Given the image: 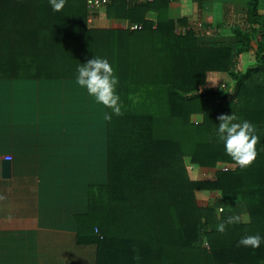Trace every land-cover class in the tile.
I'll return each instance as SVG.
<instances>
[{
    "label": "trees",
    "instance_id": "16d2710c",
    "mask_svg": "<svg viewBox=\"0 0 264 264\" xmlns=\"http://www.w3.org/2000/svg\"><path fill=\"white\" fill-rule=\"evenodd\" d=\"M259 1L246 3L250 32L233 28L228 37H202L192 30L175 32L186 20L168 19L170 0H152L131 11L125 0H110L108 16H125L131 25L142 26L139 31L89 27L86 0H66L60 12H53L48 0H0V78L23 75L30 65L38 80L75 81L77 66L92 57L108 59L119 78L122 115L105 121L103 112L110 110L102 109L99 122V181L90 183L92 169L77 174L85 178L86 199L74 218L76 239L94 247V264H264V243L257 249L238 246L242 236H264ZM122 10L127 15H120ZM153 10L155 25L144 18ZM13 32L19 33L15 42ZM17 41L20 68L14 71ZM252 43L255 64L241 72L240 59L253 50ZM208 73L220 74L219 89L206 88ZM226 114L248 120L260 136L257 157L246 168L225 154L215 135L217 117ZM91 127L96 124L86 121L85 128ZM186 161L214 180L192 179ZM223 164L234 168L218 170ZM197 191L218 192L220 202L199 206ZM222 203L231 206L222 209ZM245 215L249 222H243ZM231 216L242 222L218 232L217 224Z\"/></svg>",
    "mask_w": 264,
    "mask_h": 264
},
{
    "label": "crops",
    "instance_id": "0c3cea01",
    "mask_svg": "<svg viewBox=\"0 0 264 264\" xmlns=\"http://www.w3.org/2000/svg\"><path fill=\"white\" fill-rule=\"evenodd\" d=\"M125 2L127 11L147 4V0ZM246 3L170 0L167 16L176 22L185 19L178 26L199 36L228 37L233 28L251 31ZM258 11L264 15V0L259 1ZM111 13L108 16V7L100 9L91 28L127 30L129 20ZM119 13L127 15L123 10ZM144 18L155 25L158 13L146 11ZM15 38L19 40V33L13 32L12 41ZM252 48L240 59L241 72L255 64V43ZM12 62L14 71L19 70L18 41L13 44ZM24 72L0 78V264H94V247L77 241L74 218L83 212L86 199L85 178L78 171L92 169L90 183L99 181L102 106L75 81L38 80L32 77L30 65ZM221 83L219 73L207 74L206 88L216 89ZM86 121L96 128L86 129ZM5 157H11L9 178L2 175ZM207 177L195 180H214V175ZM199 195L206 199L204 206L221 198L213 191H197L196 198Z\"/></svg>",
    "mask_w": 264,
    "mask_h": 264
},
{
    "label": "clouds",
    "instance_id": "9594fccd",
    "mask_svg": "<svg viewBox=\"0 0 264 264\" xmlns=\"http://www.w3.org/2000/svg\"><path fill=\"white\" fill-rule=\"evenodd\" d=\"M66 0H48L53 12H60L65 6ZM76 85L85 90L87 95L93 98L102 109L110 110L103 112L105 121H110L112 116L122 115V104L117 92L119 78L115 70L103 57H92L76 68ZM219 123L215 128V135L218 142L222 144L225 154L240 167L246 168L252 164L257 157L256 145L260 136L256 135V126L248 120H238L235 115L226 114L217 117ZM246 215L243 222H249ZM242 222L240 216H231L226 222L217 224L216 230L225 232L226 224ZM264 243V236L260 234L245 235L238 241V246L257 249Z\"/></svg>",
    "mask_w": 264,
    "mask_h": 264
},
{
    "label": "built area",
    "instance_id": "2783aa9c",
    "mask_svg": "<svg viewBox=\"0 0 264 264\" xmlns=\"http://www.w3.org/2000/svg\"><path fill=\"white\" fill-rule=\"evenodd\" d=\"M147 2H152V0H147ZM110 4V0H86L85 6H86V13H87V24L89 27L92 26L95 17L97 16L100 9L106 8ZM129 31H139L142 29L141 25L137 24H129L126 28ZM189 29L184 26H178L175 30L177 34H184ZM224 88L225 86L222 85ZM6 160L11 161V157H5ZM234 168L232 165H221L218 170L227 172ZM190 169H193V166L190 167ZM219 212L222 210L219 209Z\"/></svg>",
    "mask_w": 264,
    "mask_h": 264
},
{
    "label": "rangeland",
    "instance_id": "374dc122",
    "mask_svg": "<svg viewBox=\"0 0 264 264\" xmlns=\"http://www.w3.org/2000/svg\"><path fill=\"white\" fill-rule=\"evenodd\" d=\"M218 86V88H216V89H219V85H217ZM216 86V87H217ZM226 93H230L231 91H232V87H229V88H226ZM191 166H193V165H191L189 162H187L186 161V167H187V171H188V173H189V175H190V177L192 178V179H197V178H199V179H208L209 177H207L208 175H205L204 177H200L199 175H201V174H199L198 172H197V169H196V167L195 166H193V169H190V167ZM221 165H219L217 168H219ZM201 176H203V175H201ZM197 199V202H198V204H199V206H204L205 205V198H202L200 195H199V197H197L196 198ZM230 204H228V205H226V206H223L222 207V209H226V208H230ZM220 213V212H219Z\"/></svg>",
    "mask_w": 264,
    "mask_h": 264
},
{
    "label": "water",
    "instance_id": "95a60500",
    "mask_svg": "<svg viewBox=\"0 0 264 264\" xmlns=\"http://www.w3.org/2000/svg\"><path fill=\"white\" fill-rule=\"evenodd\" d=\"M2 175L4 178H9L11 175V161L4 160L2 163Z\"/></svg>",
    "mask_w": 264,
    "mask_h": 264
}]
</instances>
